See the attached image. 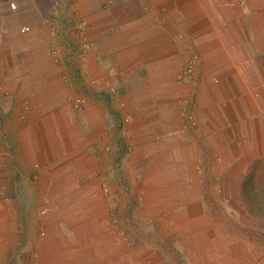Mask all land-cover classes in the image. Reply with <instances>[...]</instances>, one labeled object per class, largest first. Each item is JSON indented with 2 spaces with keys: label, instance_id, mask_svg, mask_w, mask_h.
I'll use <instances>...</instances> for the list:
<instances>
[{
  "label": "crops",
  "instance_id": "0c3cea01",
  "mask_svg": "<svg viewBox=\"0 0 264 264\" xmlns=\"http://www.w3.org/2000/svg\"><path fill=\"white\" fill-rule=\"evenodd\" d=\"M59 1L0 0V264H264V219L243 208L260 186L210 180L264 157V0ZM77 17L124 131L100 95L68 103L93 88L69 60ZM188 55L200 79L181 84Z\"/></svg>",
  "mask_w": 264,
  "mask_h": 264
},
{
  "label": "built area",
  "instance_id": "2783aa9c",
  "mask_svg": "<svg viewBox=\"0 0 264 264\" xmlns=\"http://www.w3.org/2000/svg\"><path fill=\"white\" fill-rule=\"evenodd\" d=\"M119 0H104L102 2V8H107L109 6L115 5ZM54 6L56 8H59L61 6V1L56 0ZM71 28H73V31L78 39L77 45H72L70 47L72 53L71 56L69 57V60L72 62H77V67L75 66V73L76 76L80 78L81 75H87L89 77L91 86L97 87L101 89L102 92L106 91L105 94L109 96V101L111 105H116L117 108H120V110L125 109V104L120 100V95H119V90L117 87L112 84L106 82V84H102L101 80L93 78L89 73V62H90V56L93 50V45L92 43L87 39V27L85 25V22L80 19V18H73L71 20V25H69ZM29 27L22 28L21 31L23 33L30 32ZM52 36L54 39L59 37V32L56 26H53L51 29ZM52 56L58 65H65L64 61L59 57L58 53L56 50L52 51ZM200 63H201V58L198 55H193V56H186L183 64H182V69L180 71V74L177 76V80L181 84H190V83H195L198 82L200 79ZM68 66V65H67ZM70 74H65L64 79L65 82H70ZM76 80V79H75ZM103 93V94H104ZM72 102V106L76 111H83L88 103V96L86 93L84 94H76L72 95L70 98ZM186 108L185 110V118H184V128L188 129L190 128L191 130H197L199 129L200 125L197 120L196 114L193 110V106L191 105L190 100H182L181 101ZM195 104V103H194ZM132 122V117L130 115L122 114L119 113L117 114V126L120 131H124V129ZM103 191L109 195L110 190L108 185L103 186ZM9 200V197L5 194L2 189H0V201H7ZM49 209L46 207L42 210V215L48 214ZM42 235H45V232L42 231Z\"/></svg>",
  "mask_w": 264,
  "mask_h": 264
},
{
  "label": "rangeland",
  "instance_id": "374dc122",
  "mask_svg": "<svg viewBox=\"0 0 264 264\" xmlns=\"http://www.w3.org/2000/svg\"><path fill=\"white\" fill-rule=\"evenodd\" d=\"M103 1L104 0H102V2ZM93 78H95V77H93ZM95 79H98V78H95ZM100 80H101L102 84H106V82L110 83V81H106L104 79H100ZM99 88L93 87V88H91L89 90L88 94L86 93V95L88 96V100H89V103H88L87 107L90 104L92 96L96 95V94L100 95L108 105L114 106V105H111V103L109 101V96L107 94H105L106 91H104L105 92L104 93V92H102L103 90L101 91V89H99ZM119 95H120V100H121L122 94H121L120 90H119ZM71 96L72 95H70L68 97V103L73 108L72 102L70 100ZM182 100H184V98L179 99V102L181 103L180 106L182 108V113H183V115H182V128H183V130H186V131L187 130L192 131L190 128L186 129V128L183 127L184 126V118H185V110H186V108L184 107L183 103L181 102ZM74 111H76V110L74 109ZM77 112H82V111H77ZM119 113H122V110H120V108L117 109V113L116 114H119ZM189 131H187V132H189ZM116 141L118 142V140H116ZM101 148H103V146H101ZM104 149H105V151L110 152L112 150V147L105 145ZM118 165H119V162L116 163V168H119ZM231 169L232 170H230L228 173L223 174L221 176V178H217V177H219L217 175L216 178H214L215 176H212L210 180L213 181V182H217V183L228 182L230 184L242 183V182H253V183H256L258 186H260V193H259V195L255 196L256 197L255 200L257 201V205H255V206H245L243 208H244V214L249 219H252V218H250L252 215H257L258 219L263 220L264 219V157H260L257 161H253L251 159L248 162H246V160L243 159V164L239 165L238 163H235V164L232 165ZM104 185H105V183H103L101 185V191L103 193H105L103 191V186ZM222 192H226L227 193V192H231V190L230 191L225 190V191H222ZM252 193H254V192H252ZM50 208L51 207H49V210H50ZM235 208H237V206ZM48 213L50 214L51 211H49ZM250 214H251V216H250ZM261 223L264 226V222H261Z\"/></svg>",
  "mask_w": 264,
  "mask_h": 264
}]
</instances>
